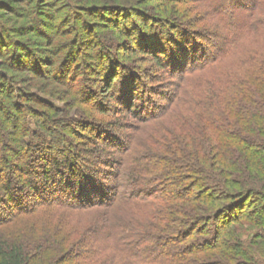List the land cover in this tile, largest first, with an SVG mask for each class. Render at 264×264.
Listing matches in <instances>:
<instances>
[{
	"label": "trees",
	"instance_id": "obj_1",
	"mask_svg": "<svg viewBox=\"0 0 264 264\" xmlns=\"http://www.w3.org/2000/svg\"><path fill=\"white\" fill-rule=\"evenodd\" d=\"M135 1L123 6L136 8V13L117 15L122 30L140 44V53L151 56L160 72L169 70L178 80L162 114L169 116L180 109L197 113L179 119L176 125L187 138L168 126L161 139L154 138V147L146 143L138 144V148L136 144L126 147L119 161H111L116 167L107 172L106 178L112 183H104L97 169L84 168L91 165L94 150L68 139L66 130L60 129L64 128L61 123L54 128L48 126V117H20L23 135L18 138L17 150L10 151L18 155L25 152L29 158L34 156L32 149L44 147L53 158L37 178L27 159L30 179L25 177L22 185L11 180L13 165L3 161L0 169L7 178L2 181L5 192L1 196L8 200L6 208L18 201L15 204L21 210L30 206L94 210L93 220L82 231L77 230V236L83 234L78 237L82 245L90 246L89 255L71 254L69 261L77 264H264V208L246 211L249 197L264 205V0H201L210 21L213 23V18L222 27L217 32L209 31L216 40L210 44L191 42L207 34L193 36L198 33L185 28L180 19L171 13L166 16L170 11H154L142 4L143 0ZM43 5L32 8L44 10ZM137 30L151 34L150 40H155L152 45L145 43L142 47L144 40ZM177 35L190 44H167L166 40ZM93 37L88 38L89 43L103 46ZM105 52L97 50L98 58L108 57L100 66L104 78L101 88L115 92L119 76L139 78L140 72L126 59L112 56L110 50ZM9 56L0 39V96L19 113V98L35 101L28 93L14 92L15 73L23 72V68L16 67L18 59ZM24 56L25 63L30 55ZM44 60L54 64L53 59ZM65 63L66 58L59 68L65 73L64 84L70 70ZM33 64L24 71L34 72ZM46 72L52 75L51 70ZM137 85L136 81L135 92L119 95L118 102L128 104L129 112H137L139 103L147 104ZM2 104L0 99V107ZM0 114L3 119L9 117ZM138 118L147 122V117ZM31 129L35 141L28 137ZM91 132L88 141L97 135ZM110 135L105 131L102 137L107 141ZM59 171L63 173L57 174ZM12 191L22 192L21 198ZM90 193L94 197L85 201L84 195ZM1 196L0 203H4ZM62 197L85 203H56ZM5 237L0 234V264H56L54 253L60 243L57 245L54 238L33 242L31 247Z\"/></svg>",
	"mask_w": 264,
	"mask_h": 264
},
{
	"label": "rangeland",
	"instance_id": "obj_2",
	"mask_svg": "<svg viewBox=\"0 0 264 264\" xmlns=\"http://www.w3.org/2000/svg\"><path fill=\"white\" fill-rule=\"evenodd\" d=\"M10 1L0 0V39L5 45L6 52L10 55L8 59L14 56L15 61L17 59V61H23L20 63L16 61L17 64H15L16 67L23 68V72L15 73V79L12 78L14 80L12 86L14 92L23 95L28 93L29 97L32 96L35 101V103H31L26 99H24L25 101L19 100V98L18 102L22 112L19 111L18 113L10 109L7 100H2L0 96L3 103L0 112L5 113L7 117L9 116L3 119L0 114V165H3L4 160L9 161L11 166L13 165L11 167L13 176L10 175V178L14 183L21 184L25 177L29 176V170L25 164L27 159L31 164L34 177L37 178L44 170L46 163H49L50 159L53 158V155L49 154L44 147L43 150L40 149L41 146L40 150L32 149L34 156L29 158H26L25 152L18 155V153L10 151L11 149L17 150L18 138L20 140L23 135L21 134V121H18L20 117L24 116L29 119L33 116L36 119L48 117L50 122L48 126L54 128H59L61 123L64 128L60 127V129L66 130L65 134L68 139L74 143L83 142L80 145L94 150L96 156L90 158L91 165L85 166L84 168L87 167L85 170L97 169L98 174L103 177L101 178L102 182L112 183L106 178V175H109L107 172L116 167L115 164L114 166L111 164V161L113 159L119 161L120 154L126 147L128 148L130 145L133 147L136 144V148H138L140 143V145L146 143L148 146L154 147L153 140L154 138L161 139L163 129L169 126L176 128L178 132H182L176 126L179 125V119L185 116L191 118L197 114L189 113L188 110L183 109L176 110L174 114L169 116L162 114L164 108L168 106V99L173 94L178 80L170 75L169 70L165 73L160 72L154 66L151 56H148L147 53H140L141 50L138 47L140 44L133 41V38H129L125 29L122 30L121 19L117 15L136 13L134 12L136 8L130 5L123 6L127 2L135 3V0ZM59 2L63 3L60 5ZM40 3L44 4L41 6L44 10H40L39 7L32 8ZM142 4L152 7L154 11H156L155 9L159 12L162 10L163 12L170 11L167 12L166 16L171 13L172 17L180 19L185 28L198 33L193 36L207 34L205 37L200 36L194 41L190 40L194 43H213L216 40L210 35V32H217L219 28H222L213 18H211L213 23L210 21V13L201 0H143ZM140 16L143 14H139ZM129 24L128 22L125 23L126 28H129ZM138 34L140 40H144L141 42L142 47H145V43L152 45L154 39L150 40L151 34L143 35L140 34V31ZM93 36L103 46L98 47L89 43L88 38L93 40ZM152 37L156 36L152 35ZM174 38L166 40L167 44L173 47L190 44L178 35ZM97 50L101 53L110 50L112 56L115 55L118 59H126L125 61L136 68L135 71L140 72L139 78L137 80L133 78L124 79L119 76L115 88L117 92L101 88L100 86L104 85V78L100 66L105 63V59L108 57L98 58ZM24 54L30 55V58L27 56L28 60L25 63ZM125 55L127 57H124ZM45 58L53 59L54 64L51 65L52 60L48 62L44 60ZM65 58V64L70 67V70L64 84L62 77L65 76V73L59 68ZM2 60L0 58V61ZM59 62L60 64H58ZM32 63H34V72L28 74L24 70L32 67ZM227 67H230V64ZM50 70L55 78L47 74L46 71ZM60 71L61 74H58ZM136 81L138 82L139 93L140 91L143 92L142 95L147 99V104L139 103L137 112H129L128 104L124 103L123 100L118 102V99L119 95L125 97L129 93L135 92ZM117 86L120 87L117 89ZM89 94L93 95L94 98ZM131 102H134V98L131 99ZM150 112H154V114H149ZM139 116L147 117L145 118L147 122H142L138 118ZM152 118L154 120L148 121ZM30 122L32 124L33 120ZM94 124L99 125V128H94L92 126ZM91 130L96 131L97 135L93 141H88L87 138L92 135L91 133H94ZM105 131L111 134L108 142L102 137ZM182 133L187 138V133L184 130ZM28 137L31 139L33 137L34 140L35 136L32 129L31 133H28ZM1 141L3 142L1 143ZM34 157H38L39 162H36ZM84 158L88 162L89 158L85 156ZM60 173L63 172L59 171L57 174ZM6 178L7 174L0 169V196L5 192L2 181ZM28 178L30 179V176ZM33 183H35L34 178ZM11 194L16 195L18 199L21 198L22 192L12 191ZM94 195L93 193L84 195L83 199L85 201L90 200ZM1 198L4 203H0V234L6 236L5 238L22 241L31 247L34 246L33 242H45L46 239L53 240L54 238L57 245L60 243L59 251L54 253L55 258H57L56 264H77L69 261L71 254H75L76 257L90 254V246L82 245L78 237L81 238L83 234L77 236V230L82 231L87 227L88 222L93 220L94 210L74 208L63 210V208L57 207L36 208V206L21 210L15 204L19 203L18 201L14 202L13 206L8 209L5 203L8 201L7 198L5 196H1ZM30 199L31 197L27 198L28 201ZM59 199L56 200V203H85V201L79 202L78 200L70 202L72 198L66 201V197ZM20 201L24 203L22 202L24 200L21 199ZM7 203L8 205L12 204L11 202ZM30 203L32 202L30 201ZM261 208H264V205L260 202L256 203V198L249 197L246 200L247 212ZM68 249L69 251H67ZM81 264L88 263L82 261Z\"/></svg>",
	"mask_w": 264,
	"mask_h": 264
}]
</instances>
